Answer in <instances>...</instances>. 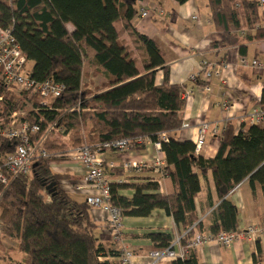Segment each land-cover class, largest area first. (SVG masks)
<instances>
[{
	"label": "trees",
	"instance_id": "obj_1",
	"mask_svg": "<svg viewBox=\"0 0 264 264\" xmlns=\"http://www.w3.org/2000/svg\"><path fill=\"white\" fill-rule=\"evenodd\" d=\"M143 1L0 0V28H12L21 50L33 64L31 77L65 86V92L51 110L42 108L29 115L40 121L42 135L54 124L44 145L52 150L63 148L56 139L49 143L53 132L60 130L64 136L79 132L86 111L92 112L89 117L93 120L89 131L92 144L129 139L132 150L142 151L146 146L136 145V139L144 137L153 144L166 132L169 141L162 142L166 165L153 171L171 178L174 193L161 192L160 180L111 183L113 206L125 218H147L156 210L164 211L183 229V244L196 233H204V228L212 235L240 231L238 209L228 196L246 179L253 189L255 183L264 189V127L256 125L246 131L242 125L236 132L229 123L224 132L213 136L219 147L216 156L209 159L195 153V143L170 136L183 122L187 103L182 94L186 86L169 83L170 68L163 50L153 39L134 29L133 20L141 18L142 10H147L138 6ZM174 1L185 4L189 0ZM208 6L215 27L224 35L226 47L238 46V32L243 27L256 28L250 40H264L262 0H208ZM118 23L122 24L119 32L115 26ZM121 34L133 40L143 72L120 39ZM85 64L93 76L104 79L98 93L89 95L83 91ZM159 71L164 73L160 85L156 83ZM0 92L5 93L7 102L0 107V116L24 107L22 97L10 94L4 87ZM89 103L94 106L89 107ZM261 106L264 108V90ZM13 149L14 146L0 139V158ZM53 159L38 161L29 176L10 180L7 185L0 183L1 237L18 243L24 255L23 264H121V250L109 248L110 244L102 243L96 235L98 226L91 215L96 208L63 189L62 185H69L70 177L53 172L48 166L51 161L56 162L57 158ZM209 173L220 204L207 225L198 216L195 199ZM52 183L56 185L53 191L47 189ZM121 191H133V195L129 198ZM148 237L154 250H158L170 247L175 235L154 232ZM261 240L264 238L256 240L258 252L252 264H262ZM107 257L116 261L102 260ZM171 264L203 263L195 251L187 259H177Z\"/></svg>",
	"mask_w": 264,
	"mask_h": 264
},
{
	"label": "crops",
	"instance_id": "obj_2",
	"mask_svg": "<svg viewBox=\"0 0 264 264\" xmlns=\"http://www.w3.org/2000/svg\"><path fill=\"white\" fill-rule=\"evenodd\" d=\"M148 4L164 10V14L155 12L148 19L136 18L132 22L133 26L153 39L163 50L166 65L170 68L169 83L185 85L186 89L193 91V96L186 102L182 114L183 121H188L191 126L188 129L180 128L170 133V136L180 141L196 143L202 123H216L223 117L219 102L224 93L234 98V104L227 113L230 118L228 124H233L236 130H239L241 118L247 116L260 103L264 90V71L240 67L239 62L245 56V52L247 57H258L264 62V43H251L247 51L244 49L240 51V46L226 47L224 35L218 31L211 19L208 0H189L185 4L174 0H145L138 6L140 8ZM195 16L197 19L192 20ZM118 25L115 26L119 32L122 26L120 28ZM204 61L218 64L225 61L230 63L229 70L224 72L228 80L227 86L223 85L218 78H214L210 83L203 79L201 66ZM97 79L100 83L104 81L102 77H97ZM163 81L164 73L159 71L156 83L160 85ZM204 86L209 87L210 91L205 92ZM206 143L203 155L206 158H214L218 152V139L210 135ZM158 155L163 159L164 166L166 155L159 153L153 145L147 146L142 151L132 150L123 155L113 152L106 153V162L117 166L115 170H108L110 181L112 183H134L142 182L146 178L160 180L161 192L167 195L173 194L175 189L171 178L163 176L158 171H153L159 167L153 163ZM128 159L140 163L147 162V167L139 171L123 170L121 163ZM53 164L55 168L57 167V170L52 169L53 172L67 174L70 177L69 185H62L63 189L73 198L84 202L85 198L81 193L75 192L77 185L84 182L83 167L72 163H62L58 166L56 162ZM120 194L131 198L133 191H121ZM229 199L238 209L239 229L249 226L264 227V189L261 184L255 183V189H253L250 182L246 180L242 182L238 190L230 195ZM195 204L200 220L208 225L211 222V213L220 204L211 173L208 174L206 180H202V189L195 199ZM91 215L98 226L97 237L102 243L110 244L109 248L116 249L117 247L112 245L111 233L108 230V213L101 208H96L91 211ZM124 225L125 241L134 251L138 264L143 263V260L147 261L149 254L155 249L148 237L151 233L167 232L176 236L183 232L173 218L167 216L162 210L154 211L147 218H125ZM203 231L209 233L205 228ZM261 241V261L264 264V240ZM257 252L255 243L249 241L238 242L230 248L221 247L216 242H208L202 245L196 254L203 264H252L253 256ZM107 259L111 262L116 261L113 257H107ZM162 264H171V262Z\"/></svg>",
	"mask_w": 264,
	"mask_h": 264
},
{
	"label": "built area",
	"instance_id": "obj_3",
	"mask_svg": "<svg viewBox=\"0 0 264 264\" xmlns=\"http://www.w3.org/2000/svg\"><path fill=\"white\" fill-rule=\"evenodd\" d=\"M264 5V0H262ZM151 13L149 9L142 10V17H147ZM241 63L247 65L245 58L240 60ZM28 60L20 48L12 28H0V88L7 91L19 90L20 94H29L32 97L37 96L40 101L33 105L32 112L38 113L42 108L51 110L53 104L48 101H56L61 98L65 92V86L61 83L53 81L39 82L31 77V69L27 70ZM216 63H202L201 72L203 77L210 81L214 77H218L220 70ZM212 78V79H211ZM208 89L207 87H204ZM193 96V91L188 92L183 97L188 101ZM225 97L223 96V99ZM5 93L0 92V106L5 105ZM264 114V111H251ZM249 113V114H250ZM250 114V115H251ZM256 125L264 127V119L259 120ZM191 125L187 121H183L181 128H189ZM54 124L50 125L46 134H41V123L35 116L30 117L29 113L23 110H15L6 116H0V139L14 146L13 152L6 157H1L3 164L0 166V183L7 185L10 180L18 177L29 176L32 174L35 164L42 159H50L51 153L45 148V141L50 132L53 130ZM210 130V131H209ZM220 129L216 123H202L199 127V135L196 141L197 150L199 151L205 145L207 139L204 136H215ZM222 132V131H221ZM169 137L166 132L161 133L159 141L151 143L147 138L140 137L134 142L136 145L149 146L153 145L159 153L162 151V142H168ZM132 142L129 139H120L111 142L97 143L92 145H81L70 149L63 156L80 164L84 169L83 186L76 188L77 191H83L89 187L94 193L88 198L87 202L90 207L101 208L109 215L108 230L111 233V241L121 250V264H138L136 255L125 241V217L122 211L113 206L111 202V181L108 176V170L117 168L114 163H107L104 154L108 152H116L119 154H127L132 151ZM136 160H123L121 167L128 171L131 168H139ZM264 227L257 228L249 226L236 232H225L218 235L211 233H197L193 239L185 244L182 240L185 236L183 232L176 235L170 247L166 249L153 250L145 264H162L163 262H172L177 259L185 260L192 252L197 251L207 242H217L221 245L231 246L234 242L248 240L256 243L257 239H263ZM1 238V225H0ZM232 242V243H231ZM102 260H108L103 258ZM119 261V259H118ZM143 264V263H140Z\"/></svg>",
	"mask_w": 264,
	"mask_h": 264
},
{
	"label": "rangeland",
	"instance_id": "obj_4",
	"mask_svg": "<svg viewBox=\"0 0 264 264\" xmlns=\"http://www.w3.org/2000/svg\"><path fill=\"white\" fill-rule=\"evenodd\" d=\"M142 7H146L147 9H149L151 11V13H149V15L147 17H144V18H141V19H148L155 12H157L159 14H164V10H162V9L160 10L159 7L156 8L155 6H150L149 4H148V6L144 5ZM142 7H140V9H143ZM193 19L196 20L197 17L195 16V17L192 18V20ZM118 24H119L118 27L121 28L122 24L121 23H118ZM261 28H264V24L262 25ZM134 29L137 30V28H135V27H134ZM137 32L141 33L138 30H137ZM255 32H256V28H254V29H247L245 27L241 28L239 30V32H238V37H239V42H240L238 44V46L242 47L245 51H247L248 47H249V45L251 43H258V42L264 43V40H260V41L250 40L249 37L250 36L253 37L255 35L254 34ZM141 34H143V33H141ZM143 35H145V34H143ZM145 36H147V35H145ZM147 37H149V36H147ZM120 39L123 40L125 45L128 47L129 53H131L132 57L137 60L138 67L140 68V71L143 72V67H142V61H141L140 53L138 51H136V48L134 47V44L132 42L133 40L130 39L128 36H126V34H123V35L121 34L120 35ZM244 54H245V56L242 57V58H245V60H246V62L248 64L245 65L244 63L239 62V66L240 67L242 66L244 68H249L250 70L257 69V70L264 71V62L260 61L258 57H247V53L246 52ZM203 63H212V62L204 61ZM213 63H215V62H213ZM216 64L219 65L217 67L220 70V74L217 75L218 77H214V78H216V79L218 78L222 82L223 85L227 86L228 80L224 76V72L229 70V67H230L229 64L230 63L225 61V62H221L220 64H218V63H216ZM32 66H33L32 62H28L27 70H30L32 68ZM203 79L207 83L208 82L210 83L212 81V80L208 81L204 77H203ZM102 83L103 82L100 83V80L98 81L97 77L92 75V71L88 68L87 64H85L84 76H83V91L89 92L88 93L89 95L94 94V93H98V92H100L102 90V86H101ZM204 87H207V86H204ZM207 88L208 89L204 88L205 92H209L210 91L209 87H207ZM190 91H191L190 89H185L184 93L182 94V99L183 100H186L183 96L185 94H187L188 92H190ZM9 93L12 94V95H15L16 97H22L23 98L22 103L24 104V107L22 109H20V110H23V111H25L27 113L31 112L32 109H33V105L35 103H39L38 101H40L37 96H33L32 97L29 94H20L19 90H10ZM223 96L225 97L224 99H223ZM223 96H222V100L219 102V108H220L221 113L223 114L222 115L223 117L221 118L220 121L216 122L217 127L220 129V131L216 135L221 134V131L224 132V130L226 129V127L228 125V122H229V119H230V118H228L227 113L230 112V110H231V108H232V106L234 104V98L233 97L230 98L229 94L224 93ZM48 103L51 105V104H54L55 101H53V102L52 101H48ZM91 106H94V104L93 103H89V107H91ZM255 110L264 111V108L261 106V101H260V103L258 105H256L253 108L252 112L255 111ZM90 114H92V112H87V111L83 112V116L81 118V121H82L83 125L79 126V128H78L79 132H73V135L69 134V135H65L64 136V134L60 130H58V132L55 131L51 135V138L49 139V143H50L51 139H56L57 141H55V142L58 145H61V146L63 145V148L61 147V149H57V150H55V149L54 150L47 149L45 147L46 150H48L51 153V158L50 159L57 158L56 159L57 166L62 164V163H66V164L72 163L74 165L81 166L80 164H77L76 162L70 160L69 158H67V157H65L63 155L65 153L69 152L70 149H73L74 147H76L78 144L79 145H82V144L83 145H85V144L92 145L93 142L90 141V139H89V131L91 130V128L93 126V120H92V118H89V117H91ZM250 114H248L247 116L241 118V126H240L239 130L241 129V127L243 125V129L247 131L250 127L256 126V123L259 120L264 119V114H260L258 112H254L251 115ZM239 122H240V120H239ZM183 129H188V128H183ZM235 129H236V127H235ZM239 130L237 129L236 132H239ZM204 138L207 139L208 136L205 135ZM59 141H61V142H59ZM76 141H77V143H76ZM78 141H79V143H78ZM206 142L207 141H205V145L199 151L197 150V144L195 143V148H196V152L195 153L197 155H200V156L204 157V158H206L203 155L205 146L207 144ZM97 143H99V142H96L94 144H97ZM141 146H143V145H141ZM104 158H105V154H104ZM206 159H209V158H206ZM53 163H54V161L53 162L51 161V163H49V164L46 163V164H48V166H50L52 169L57 170V167L55 168V166H54L55 164H53ZM153 163H154V165H157L159 167H164L166 165V163H165V165L163 166V159L161 158L160 155L155 157ZM138 166H139V168H131V169L139 171V170L147 167V162H144V163H141V164L138 163ZM246 180H244V181H246ZM241 185H242V182L239 183L238 185H236L232 189V191L229 193L228 198L230 197V195L232 193H234L236 190H238ZM78 186L82 187L83 184H78L77 187ZM91 190L92 189L87 187L83 191H77V190L75 191V192L81 193V195L85 198L84 202H86V204L88 206H90V205L88 204L87 200L94 193ZM204 233H206V232H204ZM222 233H225V232H222ZM239 242H242V241H239ZM207 243H204L203 245H205ZM236 243H238V242L232 243L230 247H232ZM216 244L221 246V247H224V248H230V247H228L226 245H221V244H219L217 242H216ZM22 258H24V255L18 249V243L16 241H13V240H10V239H3L2 237L0 238V264H23V261L21 260ZM145 261L146 260H143V264H145ZM163 263H166V262H163Z\"/></svg>",
	"mask_w": 264,
	"mask_h": 264
},
{
	"label": "water",
	"instance_id": "obj_5",
	"mask_svg": "<svg viewBox=\"0 0 264 264\" xmlns=\"http://www.w3.org/2000/svg\"><path fill=\"white\" fill-rule=\"evenodd\" d=\"M34 167H36V165H35ZM55 186H56L55 183H52V184H50V185L48 186L47 189H52V188H53V189H52V191H53V190L56 189Z\"/></svg>",
	"mask_w": 264,
	"mask_h": 264
}]
</instances>
